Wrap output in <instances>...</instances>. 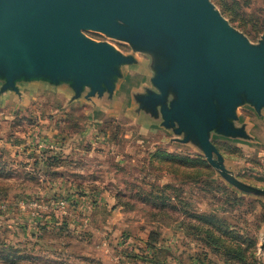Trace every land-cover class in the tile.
<instances>
[{"label": "rangeland", "instance_id": "1", "mask_svg": "<svg viewBox=\"0 0 264 264\" xmlns=\"http://www.w3.org/2000/svg\"><path fill=\"white\" fill-rule=\"evenodd\" d=\"M209 1L251 45L264 41V0ZM83 34L131 59L116 66L112 92L76 95L43 76L6 88L0 74V264H264V195L255 193L264 191V111L243 103L230 120L235 134L210 133L231 183L147 108L153 68L168 66L161 46L151 58Z\"/></svg>", "mask_w": 264, "mask_h": 264}, {"label": "water", "instance_id": "2", "mask_svg": "<svg viewBox=\"0 0 264 264\" xmlns=\"http://www.w3.org/2000/svg\"><path fill=\"white\" fill-rule=\"evenodd\" d=\"M85 30L119 39L151 58V46H161L168 66L152 67L156 91L144 98L147 108L153 116L159 110L165 125H176L197 143L227 179L210 133L218 128L235 134L230 120L243 103L264 111V41L251 45L209 0H0L5 87L21 76H43L69 82L76 95L85 87L86 97L112 92L116 66L131 59L87 38Z\"/></svg>", "mask_w": 264, "mask_h": 264}, {"label": "trees", "instance_id": "3", "mask_svg": "<svg viewBox=\"0 0 264 264\" xmlns=\"http://www.w3.org/2000/svg\"><path fill=\"white\" fill-rule=\"evenodd\" d=\"M219 6L220 7H222L223 8V6H222V4H220L219 3ZM225 6V5H224ZM223 10L224 11H228V10H225L224 8H223ZM155 156H157V157H159L160 159H161V162H173V161H176V160H178L179 158L178 157H174V156H171V155H168V154H165V153H156L155 154ZM188 163H190L191 162V160L190 159H185ZM192 163H195V164H198L201 168H204V169H206V172H208L209 174L211 173V170L210 169H208V165H207V163L204 161H201V160H199V159H196V160H192ZM171 170V167L170 168H168V171H170ZM198 172V171H197ZM173 174H176V171H173ZM163 202V201H162ZM198 218V220L200 221V222H202V223H210L211 224V219H214V220H216L214 217H209V216H198L197 217ZM193 228H195V229H197L199 232H206L207 233V235L208 236H212V232L211 231H209V230H206V229H204V227L203 226H200V225H196V226H193ZM205 230V231H204ZM154 237H156V235H154V234H150L149 235V237H148V239H147V241H146V247L148 248V249H153V247H154V242H155V238ZM213 238V237H212ZM214 240V242H216V240L215 239H213ZM229 253H232V251H228ZM235 253H233L232 254V256L234 255ZM235 257L237 256V255H234Z\"/></svg>", "mask_w": 264, "mask_h": 264}, {"label": "built area", "instance_id": "4", "mask_svg": "<svg viewBox=\"0 0 264 264\" xmlns=\"http://www.w3.org/2000/svg\"><path fill=\"white\" fill-rule=\"evenodd\" d=\"M60 205H61V206H64V202H60V203L58 204V207H59Z\"/></svg>", "mask_w": 264, "mask_h": 264}, {"label": "bare ground", "instance_id": "5", "mask_svg": "<svg viewBox=\"0 0 264 264\" xmlns=\"http://www.w3.org/2000/svg\"><path fill=\"white\" fill-rule=\"evenodd\" d=\"M98 33L102 34V32H98Z\"/></svg>", "mask_w": 264, "mask_h": 264}]
</instances>
